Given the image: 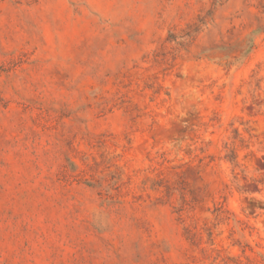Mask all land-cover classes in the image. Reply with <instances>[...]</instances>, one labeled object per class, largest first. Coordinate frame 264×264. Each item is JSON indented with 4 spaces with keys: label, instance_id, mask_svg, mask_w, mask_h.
Returning <instances> with one entry per match:
<instances>
[{
    "label": "rangeland",
    "instance_id": "1",
    "mask_svg": "<svg viewBox=\"0 0 264 264\" xmlns=\"http://www.w3.org/2000/svg\"><path fill=\"white\" fill-rule=\"evenodd\" d=\"M0 264H264V0H0Z\"/></svg>",
    "mask_w": 264,
    "mask_h": 264
}]
</instances>
